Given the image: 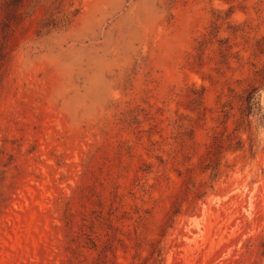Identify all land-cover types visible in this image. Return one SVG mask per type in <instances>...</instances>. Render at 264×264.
Listing matches in <instances>:
<instances>
[{
    "label": "rangeland",
    "instance_id": "obj_1",
    "mask_svg": "<svg viewBox=\"0 0 264 264\" xmlns=\"http://www.w3.org/2000/svg\"><path fill=\"white\" fill-rule=\"evenodd\" d=\"M5 1L0 264H264V0Z\"/></svg>",
    "mask_w": 264,
    "mask_h": 264
},
{
    "label": "trees",
    "instance_id": "obj_2",
    "mask_svg": "<svg viewBox=\"0 0 264 264\" xmlns=\"http://www.w3.org/2000/svg\"><path fill=\"white\" fill-rule=\"evenodd\" d=\"M27 0H6L4 3L3 7V20L1 22L2 25V37L6 41L7 39L11 38L8 36V33H10L12 26L14 24H19L21 22V17H22V9L25 6V2ZM59 1V6H55V10H58V13L62 12V15L60 16V22L58 21V18L53 17V13L51 14V18L48 19V25H47V32L51 31V29L57 28L59 26L66 24H69L71 19L79 14V9L74 8L72 12L69 13H64V9L61 8L63 3L67 0H57ZM73 6V3H72ZM62 9V10H61ZM60 23V25H59ZM239 27V26H237ZM261 42H259V45ZM2 49H7V44L6 42L3 43V46H1ZM4 47V48H3ZM0 57L4 58L5 55L4 53L0 54ZM258 72V71H256ZM260 79L264 83V69L258 73ZM259 91L260 87H255L251 86L250 88H247L242 95H240V114L242 117V121H244L248 127L251 126L252 123V118H256L261 125H264V110L263 107L260 103L259 99ZM229 140V139H228ZM226 140L223 135H216L213 138L212 144L209 147V150L207 152L208 156H212L213 162H215L213 171L218 174V167L220 164V160L218 159V154H220L222 149L225 147L227 148L226 150H241L243 148V140L239 139L235 142V144L231 143L230 141ZM229 142L225 144V142ZM256 144L254 141L251 139V144H250V150H253Z\"/></svg>",
    "mask_w": 264,
    "mask_h": 264
}]
</instances>
